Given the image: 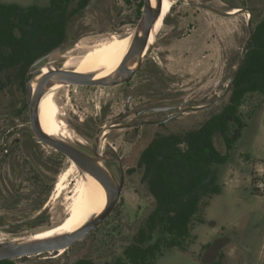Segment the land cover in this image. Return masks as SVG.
I'll return each instance as SVG.
<instances>
[{
	"label": "rangeland",
	"instance_id": "rangeland-1",
	"mask_svg": "<svg viewBox=\"0 0 264 264\" xmlns=\"http://www.w3.org/2000/svg\"><path fill=\"white\" fill-rule=\"evenodd\" d=\"M142 1L99 0L98 5L72 20L68 37L80 42L53 53L47 62H61L63 66L68 64L66 69H75L80 55L112 35H134ZM172 1L173 9L157 34L154 58L146 61L130 82L53 88L59 117L66 122L65 140L78 146L81 141L80 145L89 147L95 143L90 131L97 136L108 131V139H101L102 146L105 149L106 143H111L123 154L131 155L125 162L131 172L115 209L90 235L62 255L45 252L24 256L15 259L18 264H72L81 258L104 264L120 257L154 206L143 170L136 166L138 153L159 131L181 133L197 127L228 101L227 95L211 108L186 111L161 129L152 127L148 135L147 125L129 127L138 119L136 111L147 107V79L152 76L157 80L151 79V89H159L162 81L166 83L167 105L184 103L190 108L218 99L240 62L250 36V17L253 14V28L264 17V0ZM0 2L47 6L50 0ZM233 8L240 10L231 13ZM26 75L6 72L0 84L1 241L27 240L31 235L56 229L68 215L71 198L85 178L77 166L78 170L69 177L68 189L54 197L55 182L60 173L71 168V159L36 137L30 123ZM130 95L135 96L133 109L124 112ZM241 115L246 126L229 161L218 167L221 192L205 198L192 222L185 249H166L154 264H264V190L256 187L258 181L264 183L263 96L247 95ZM143 117L147 118V113ZM215 143L223 153L227 152L222 136L217 135Z\"/></svg>",
	"mask_w": 264,
	"mask_h": 264
},
{
	"label": "trees",
	"instance_id": "trees-1",
	"mask_svg": "<svg viewBox=\"0 0 264 264\" xmlns=\"http://www.w3.org/2000/svg\"><path fill=\"white\" fill-rule=\"evenodd\" d=\"M91 1L50 0L47 6L0 2V84L6 72L24 76L37 59L63 44L68 25ZM252 93L264 98V17L254 26L244 64L222 108L197 127L158 134L143 151L138 166L154 206L123 254L104 264H154L166 249H185L205 198L221 192L218 167L229 161L242 135L246 123L241 107ZM217 135L222 136L227 152L217 147ZM0 264L18 262L2 260ZM72 264L100 263L81 258Z\"/></svg>",
	"mask_w": 264,
	"mask_h": 264
},
{
	"label": "water",
	"instance_id": "water-1",
	"mask_svg": "<svg viewBox=\"0 0 264 264\" xmlns=\"http://www.w3.org/2000/svg\"><path fill=\"white\" fill-rule=\"evenodd\" d=\"M95 1L96 0H93L91 4ZM202 6L205 7L207 5ZM162 8L163 0H144L141 18L134 35H132L127 53L119 68L110 75L98 78L96 73H77L73 69H64L61 62H47V59L53 53L65 51L69 45L76 46L80 42L79 39L68 41L57 46L51 52L37 59L29 68L26 75V96L30 109V123L36 137L40 142H43L68 156L83 172L89 173L96 178L105 188L107 202L103 211L92 217L77 231L46 239H12L8 241H0V261L15 260L24 256L39 255L45 252H59L61 249L66 250L90 235L115 209L120 201L125 185V175L121 173V178L118 180L107 166V162L109 161L121 162V158L115 147L110 143H107L105 152L100 153L98 150L97 138V141L93 144L92 152L90 153L65 139L49 135L41 126L39 116L40 102L47 92L58 85L116 86L126 83L133 78L144 66L152 48L154 47L158 34L154 29L161 18ZM210 8L214 9L212 7ZM242 10L243 8L241 11ZM166 17H164L163 23L165 22ZM249 28L250 36L245 42L240 62L226 88V91L210 104L186 108L184 111H199L211 108L219 104L230 93L234 80L244 64L246 53L254 35V28L251 26V21H249ZM152 31L155 32L154 40L150 42ZM183 104L184 103L180 105L163 106L158 107L157 109L172 110ZM106 137L107 136L104 135V138Z\"/></svg>",
	"mask_w": 264,
	"mask_h": 264
},
{
	"label": "bare ground",
	"instance_id": "bare-ground-1",
	"mask_svg": "<svg viewBox=\"0 0 264 264\" xmlns=\"http://www.w3.org/2000/svg\"><path fill=\"white\" fill-rule=\"evenodd\" d=\"M172 2V0H163L162 15L154 29L156 33L162 29L164 17H166L169 13L171 6L173 5ZM155 32L152 31L150 35V42L154 40ZM131 39L132 35H112L109 40L97 44L80 55L75 63L76 68L73 70L77 73H96L98 78L112 74L121 65L127 53ZM79 48L84 49L85 47L81 46ZM68 67V64L63 66L64 69ZM59 86L62 85L55 87ZM55 92L56 90L52 88L41 99L39 107L40 122L46 133L65 139L67 136L64 135L63 130L66 126V122L59 117V105L56 101ZM71 164V168H67L59 174L56 181L54 197H60L64 194L63 192L68 189V180L70 179L69 177L71 173L75 169L78 170L74 161L71 160ZM83 175L85 178L81 181V183H79L76 194L73 198H71L72 203L65 219L61 221L56 229L46 231L35 236L31 235L29 238L30 240L46 239L77 231L92 217L103 211L107 202V193L105 188L89 173L83 172ZM99 209L101 210L96 213Z\"/></svg>",
	"mask_w": 264,
	"mask_h": 264
},
{
	"label": "flooded vegetation",
	"instance_id": "flooded-vegetation-1",
	"mask_svg": "<svg viewBox=\"0 0 264 264\" xmlns=\"http://www.w3.org/2000/svg\"><path fill=\"white\" fill-rule=\"evenodd\" d=\"M92 1H91V3H92ZM91 3L89 4V6L86 7V9L84 11L95 7V5H98L99 0H96L93 4H91ZM171 8H172V6H171ZM239 10H240L239 8H233L232 11H230V12L237 13ZM84 11H82V12H84ZM170 11H171V9H170ZM170 11H169V13H170ZM82 12H79L76 15H79ZM248 15H250V14L248 13ZM71 23L72 22H70V24L68 25V29H69ZM68 41H70L69 37L66 39V41L64 43H66ZM154 48H155V46L152 48L150 55L147 59V62L150 60V58H154L152 56V52H153ZM63 56L66 57L67 55L64 54ZM45 71H46V69H45ZM151 79L157 80V76H152ZM151 79H147V107H144L141 110L136 111V116L138 117V119L129 125L130 128H140V127L147 125V135L149 134V131L151 130L152 127H158L159 129H161L162 127H164L166 125V123H168L172 119L178 117L179 114L186 112V111H184V109L187 108L183 104L182 106L176 107L172 110H158L157 109L158 107L169 106L166 103V83L165 82L163 83V81H162L159 84V89H151L150 87L154 86L151 83ZM131 80H132V78L127 82H130ZM72 85H74V84H72ZM63 87H65V86H63ZM134 98H135V96H132V95L128 96L127 102H126V109L124 112H129L133 109V107L131 106V102ZM180 104H182V103H174L171 105H180ZM167 111H172V112L167 114L166 113ZM188 111H191V110H188ZM146 113H147V118L143 117V115ZM164 113H166V114H164ZM90 134L94 136L95 142L97 141V138H98V142H97L98 143V150L100 153H104L105 149L102 146L101 139H103L104 135H106L107 137L103 139L104 141H106L109 137V135H108L109 132L104 131V132H102L101 135L97 136V135H95L94 132L90 131ZM158 134H163V132L159 131L155 136H157ZM164 134H166V133H164ZM153 138L151 139V141L153 140ZM151 141L149 143H147V146L151 143ZM79 142L81 144V141H79ZM80 144H79V146L81 148L85 149V151L90 152V153L92 152L93 144L89 147H86V146L84 147L83 145H80ZM111 145H113V144H111ZM145 148L142 149L138 153V162L140 161L141 155H142L143 151L145 150ZM115 149L121 158V162L109 161V162H107V166L111 169V171L114 173V175L117 177L118 180H120V178H121V173H123L125 175V180H126L128 173H129V171L131 172V170H130V167L125 166V162L127 161V158L131 157V155L123 154L119 149H117V147H115ZM136 166L139 167L138 163ZM55 187H56V182H55ZM55 187H54V193H55ZM60 252H59V255H62V254H64L65 250H61Z\"/></svg>",
	"mask_w": 264,
	"mask_h": 264
},
{
	"label": "built area",
	"instance_id": "built-area-1",
	"mask_svg": "<svg viewBox=\"0 0 264 264\" xmlns=\"http://www.w3.org/2000/svg\"><path fill=\"white\" fill-rule=\"evenodd\" d=\"M256 187H257V189H259V190H264V183L261 182V181H258V182L256 183Z\"/></svg>",
	"mask_w": 264,
	"mask_h": 264
}]
</instances>
